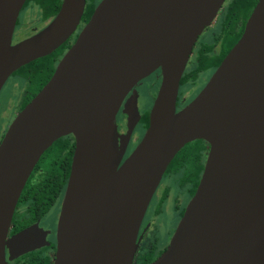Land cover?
I'll list each match as a JSON object with an SVG mask.
<instances>
[{"label": "water", "instance_id": "water-1", "mask_svg": "<svg viewBox=\"0 0 264 264\" xmlns=\"http://www.w3.org/2000/svg\"><path fill=\"white\" fill-rule=\"evenodd\" d=\"M225 0H101L51 77L0 140V264L43 241L30 226L7 239L42 153L72 134L75 148L53 264H132L140 223L168 165L188 142L209 145L195 193L167 248L149 264H264V0L207 83L176 111L192 49ZM26 0H0V90L20 67L76 30L85 0H61L33 35L12 42ZM148 127L119 166L139 118L134 87L155 71ZM124 104L127 133L115 117ZM7 248V252L5 249Z\"/></svg>", "mask_w": 264, "mask_h": 264}, {"label": "flooded vegetation", "instance_id": "flooded-vegetation-1", "mask_svg": "<svg viewBox=\"0 0 264 264\" xmlns=\"http://www.w3.org/2000/svg\"><path fill=\"white\" fill-rule=\"evenodd\" d=\"M100 1L101 0H85V7L87 5H92V14L95 7ZM220 10L218 12V15L220 13ZM91 14L89 15L88 19H84L82 14V17L76 30L69 36V38L63 44H61L57 48L61 49V54L58 58H56L55 67L59 60L62 58V56L75 42L80 31L88 22ZM18 18L16 21L15 28L17 27ZM49 20L50 19L43 21L44 27L47 25ZM196 45L197 43H195L192 49V54L188 59L185 70L191 64ZM214 70H207L206 72L203 71L198 74L197 78L201 76H207L206 74L209 73V75L207 76V80L197 88L194 87L197 78L193 82H181L180 80L178 95L176 99V111L186 106L199 93V91L209 80ZM149 78H153V80L151 82H147V79ZM159 82L160 73L159 71H155L148 77L140 81L134 87L137 92L136 101L139 118L136 121L133 129L131 130L129 137L127 138L123 156L120 160L119 166L134 150V148L139 143L148 127L149 111L155 96L153 97L149 106L141 109L139 106L140 93L138 89L141 87V85L144 87L153 86L156 87L157 92ZM14 86L18 93V97L15 102L17 108L16 111L19 112L34 97L35 94H33L31 90L27 89V85L25 84V82H22L21 79L15 80ZM132 95L133 93L131 90L126 95L115 117L117 131L121 136H124L127 133V116L123 112L124 104L127 99L130 98ZM10 122L6 125L5 128L2 127L0 129V140L2 139ZM199 140L202 139H197L186 143L178 151V153L180 154L178 155L176 161L177 165L174 167V163L171 168L167 167L166 171L164 172L159 182V185L157 186L155 192L151 197V200L140 223L136 239L137 248L134 254L132 264H149L167 248L169 241L176 229L179 220L181 219L185 211L189 200L195 193V190L203 172L204 164L206 162L207 154L209 151V145L206 141L203 140V144L200 147L197 142H195ZM74 148L75 138L72 134H68L61 136L57 140H55L51 144V146H49L40 156L37 164L35 165L36 168L34 167V170H32L31 172L32 177L30 179V184L26 187V189H24V186L23 189L25 191L24 193H20V196L16 203L11 223L9 226L7 239H10L13 235L30 226L37 225L45 233V242L43 243V241H41L36 248L27 251L10 261H7L6 264H53L56 252L57 221L68 177L70 174ZM179 162H181V165H179ZM50 164H55L56 168L54 170H51L49 168ZM67 166L68 174L64 181V187L63 189H61L62 187L61 178L59 176V169L65 171ZM51 174H53L52 177ZM50 177L52 181H47ZM50 185H54L56 189H46ZM162 212L173 213L177 215L178 222L175 226V229H173V233L171 234V237H169L167 243L163 246H159L156 243V239L154 238L153 234L150 236L149 232L156 229V220L160 217V214ZM5 251L7 252V248L5 249Z\"/></svg>", "mask_w": 264, "mask_h": 264}, {"label": "trees", "instance_id": "trees-1", "mask_svg": "<svg viewBox=\"0 0 264 264\" xmlns=\"http://www.w3.org/2000/svg\"><path fill=\"white\" fill-rule=\"evenodd\" d=\"M257 0H225L220 13L212 27L206 28L204 32L198 37L197 45L192 58L191 64L184 71L181 77V82L195 81L198 74L214 70L220 64L224 56L232 48V46L240 38L245 22L254 8ZM61 0H26L23 8L27 5L36 7L43 21L53 18L60 8ZM92 5L85 7L83 18L88 19ZM18 24V22H17ZM61 54V49L53 51L51 54L38 58L16 70L14 74H18L22 82H25L27 89L36 94L43 85L51 77L56 64V58ZM158 71V70H157ZM28 101V100H27ZM201 147L203 140L195 141ZM177 153L168 165L171 168L177 165ZM181 165V162H179ZM36 168V166H35ZM49 168L54 170L55 164H50ZM34 170V168H33ZM59 176L61 178V189L64 187V181L68 174V166L63 171L59 169ZM53 174H51L52 177ZM32 173L25 183V188L30 184ZM51 177L47 181H52ZM41 188V187H40ZM44 188V187H43ZM21 191L24 193V190ZM46 189H56L55 186L50 185ZM48 264V263H47Z\"/></svg>", "mask_w": 264, "mask_h": 264}, {"label": "rangeland", "instance_id": "rangeland-1", "mask_svg": "<svg viewBox=\"0 0 264 264\" xmlns=\"http://www.w3.org/2000/svg\"><path fill=\"white\" fill-rule=\"evenodd\" d=\"M99 1V0H95ZM44 27L43 19L40 16L36 7L31 5L25 6L19 12L18 24L14 30L12 42L15 43L19 40L27 38L38 30ZM204 32V31H203ZM207 76L209 75L206 74ZM207 76L198 77L194 87L197 88L207 80ZM18 74L10 75L0 90V129L6 127V125L12 121V119L18 113L16 111L15 102L18 97V93L14 86V81L19 80ZM153 78L147 79V82H151ZM140 93V108H144L150 105L153 97L156 94V87H141L138 89ZM178 222L177 215L173 213L162 212L160 217L156 220V229L150 231V236L153 234L156 239V243L163 246L167 243L169 237L173 233V229Z\"/></svg>", "mask_w": 264, "mask_h": 264}]
</instances>
